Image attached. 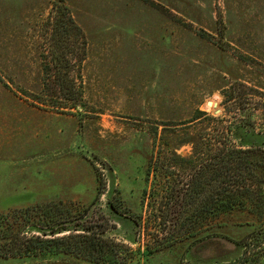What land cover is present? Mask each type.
Returning a JSON list of instances; mask_svg holds the SVG:
<instances>
[{
  "label": "rangeland",
  "instance_id": "374dc122",
  "mask_svg": "<svg viewBox=\"0 0 264 264\" xmlns=\"http://www.w3.org/2000/svg\"><path fill=\"white\" fill-rule=\"evenodd\" d=\"M236 123L264 149V0H0L3 227L105 249L0 264H264V174L252 203L203 219L170 200L190 177L159 170ZM34 206L51 219L12 215Z\"/></svg>",
  "mask_w": 264,
  "mask_h": 264
},
{
  "label": "trees",
  "instance_id": "16d2710c",
  "mask_svg": "<svg viewBox=\"0 0 264 264\" xmlns=\"http://www.w3.org/2000/svg\"><path fill=\"white\" fill-rule=\"evenodd\" d=\"M69 22L72 23V20L69 19ZM197 115L204 114L197 111ZM198 119L194 118L190 122ZM210 119L215 120L214 118ZM243 127L245 125L239 123L233 126L217 127L212 133L208 132L205 143L196 145V151L193 152L191 158L183 159L178 155L170 158L171 162L162 166L160 171L165 170L169 177H173L174 173L170 172V169L177 167L182 173L190 177L189 183L185 184L184 187L173 189L170 200L183 206L185 202L189 205L199 200L194 217H202L203 219H211L219 214L230 212L236 208H244L252 203L262 191L260 185L263 181L262 174H264V149H243L242 146L236 144L234 130ZM101 193L102 186L98 187L97 197ZM37 212L46 218H50L49 209L43 206L16 210L12 215L16 219L26 217L25 221L28 222L33 216L32 214L37 215ZM7 221L8 216L0 214V239L11 243L8 247L7 244H0V259L43 254L48 251V243L53 247L51 250L53 253L61 252L83 256L94 261L105 259L103 256L105 249L98 239H95V236L84 234L78 236L80 238L78 240L67 241L66 238L54 237L58 233L51 231V239L45 241L46 238L44 237H48V235L44 230L53 229L59 223L45 226L46 228L43 225L35 224L44 228L42 229L43 233H40L41 236L27 237L21 236V232H13L11 224L3 227ZM191 223H196V219H193Z\"/></svg>",
  "mask_w": 264,
  "mask_h": 264
},
{
  "label": "water",
  "instance_id": "95a60500",
  "mask_svg": "<svg viewBox=\"0 0 264 264\" xmlns=\"http://www.w3.org/2000/svg\"><path fill=\"white\" fill-rule=\"evenodd\" d=\"M210 104H211V102H210V101L206 102V105H207V106H210Z\"/></svg>",
  "mask_w": 264,
  "mask_h": 264
}]
</instances>
